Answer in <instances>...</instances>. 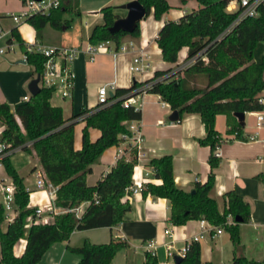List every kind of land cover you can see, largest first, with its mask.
<instances>
[{"label":"trees","instance_id":"1","mask_svg":"<svg viewBox=\"0 0 264 264\" xmlns=\"http://www.w3.org/2000/svg\"><path fill=\"white\" fill-rule=\"evenodd\" d=\"M25 0H21L23 3ZM147 14L153 9L156 19H160L170 8L167 0H138ZM185 1V0H183ZM199 7L186 12L178 20L166 21L160 28L156 42L164 61L176 64L178 53L187 47L186 60L192 63L184 68L168 67L156 70L154 75L142 82L133 80L127 88H118L110 98V103L94 109H81L77 114L64 118L62 109L51 104L52 90L40 86L35 95L14 106L0 103V122L3 126L0 137L11 148H20L34 156L47 183L56 187L54 203L60 208H73L86 202L82 216L73 212L60 213L53 221L45 224L25 226L27 216L34 213L28 207L29 194L22 177L11 161V155L2 159L8 177L16 187L14 204L17 214L5 230V212L0 205V264H45L44 253L56 242L68 241L74 231L101 227H113L121 223L131 210L129 197L132 195L133 168L137 163V150L130 149V158L117 159L114 166L94 185L89 186L86 177L91 166L109 147L124 141L122 134H128L126 122L140 120L141 111L133 106H123L130 95L148 92L158 94L167 102L171 110L184 113H198L206 134L199 139L202 145L210 147L208 157L210 172L206 182H195L190 191L179 188L173 178V163L170 155L152 158L147 166L159 183H146L143 196L153 195L167 198L170 202L169 221L183 225L191 219H204L212 225L222 226L233 246L231 264H264V260L248 259L240 252L239 224L250 220L249 204L234 190L223 194V210L210 196L215 182V169L220 163L216 155V145L222 138L215 128L217 115L225 116L226 133L236 139H243V127L234 113L251 112L262 109L257 94L264 88V56L259 62L253 60V52L258 43L264 42V5L258 7L253 17H245L233 22L239 10L228 11L231 0H195ZM66 11L80 15L78 0H61L57 8L48 14H33L26 21L33 27L37 38L42 37V29L50 25L56 30H64L70 21L62 16ZM102 23L94 25L88 41L96 44L110 40L117 48L120 40L128 33H110L109 27L120 16L116 7L106 5L100 9ZM11 35L21 42L17 28ZM139 35V24L134 32ZM23 50L25 47L22 45ZM25 62L33 66L34 73L40 74L44 57L38 53H27ZM149 85L146 88H142ZM84 116L85 126L81 134V147L75 149L74 126L76 118ZM96 128L100 135L91 140L89 129ZM240 218V222L235 221ZM231 219L232 222L228 223ZM26 239L21 256L13 253L14 245ZM123 240L111 239L106 243L83 244L71 251L78 254V264H110L118 251L127 247ZM145 264H157L156 257L145 253ZM179 264H212L201 259V245L192 242L185 257Z\"/></svg>","mask_w":264,"mask_h":264},{"label":"crops","instance_id":"2","mask_svg":"<svg viewBox=\"0 0 264 264\" xmlns=\"http://www.w3.org/2000/svg\"><path fill=\"white\" fill-rule=\"evenodd\" d=\"M18 1L22 7L21 0ZM128 1L130 0H122L119 4L114 5L116 9L120 10L116 11L120 17L126 14V10L120 8V5ZM167 2L170 8L160 19L154 17L153 9H151L139 21V35L137 37L127 34L121 38L120 43L131 41L134 45L133 50L113 52L116 47L114 44H110V51L98 52L93 57L83 51L78 53L73 63L75 80L72 96L63 99L54 94L50 100L52 105L62 109L65 119L77 114L81 109H94L97 91L102 85H113L115 90L127 88L133 80L142 82L151 78L156 70L176 67V65L180 68L190 62V60H186L187 47L180 49L177 63L170 64L163 60L157 45L156 37L163 24L169 20L176 21L188 12L185 9L172 8L169 0ZM184 2H191L192 10L199 7V4L192 3L190 0ZM105 3L107 2L104 1L100 7H104ZM100 9L88 13L93 14L96 19L101 18L102 20ZM13 12H0V40L5 38L7 42V46H0V103L6 102L11 107L21 103L23 96L29 97L31 95L28 84L31 79L36 77L33 66L24 60L22 45L24 46L27 41L32 39L45 46L65 45L85 48L89 43L90 30L96 25H89L85 22V34L80 27L56 31L53 29L54 31H47L52 32L49 34L50 39L47 38L48 33H45L47 42H43L44 33L42 38H37L35 30L28 22L25 24L15 22L8 24L6 21L11 19L9 14ZM62 17L64 18V16ZM14 27L17 28L21 42H18L11 35V30ZM140 47L148 54L150 67L143 73L135 74L130 71L129 66ZM263 56L264 48L261 51V59ZM261 59H256L253 52L254 61L259 62ZM141 98V118L137 121L141 139L133 174L135 172L144 185L148 182L159 183L160 181L154 177L153 171L147 166V163L152 158L170 155L173 163V178L179 188L190 191L195 182H206L210 172L208 157L211 150L209 146L199 142V139L206 134L200 115L198 113H184L179 120L171 121L169 115L172 110L169 105L161 106L158 94L143 92ZM247 116L252 115L248 112L245 113L242 130L245 138L243 139H236L228 135L225 116H216L215 128L222 140L218 144L217 156L220 158V163L215 169V182L210 191V196L216 200L220 211L223 210L222 196L229 190H234L249 204L250 220L239 224L240 252L248 259L262 261L264 259V250L261 248L262 245L264 247V179L262 177L264 171V130H259V138L247 140V135L256 131L255 126L246 124ZM84 126V115H81L76 118L74 126L73 145L75 149L81 147V134ZM2 129L3 126L0 122V132ZM99 135L98 129H89L91 140H95ZM127 145L128 142L111 146L101 154L99 160L92 164L91 173L86 177L89 186L94 185L115 165L116 154L119 149L124 150L122 156L130 158ZM0 166L4 169L3 165ZM14 167L22 177L26 189H36V172L41 169L39 163L31 167L30 175L24 176L15 165ZM34 174L35 180L32 184L31 176ZM0 179L7 181L10 178L5 172V177L0 176ZM39 199L40 192L37 191L34 200L29 203V207H32L36 201L41 202ZM42 201L44 202V199ZM129 201L131 210L121 223L111 228L101 227L74 231L68 241L52 244L44 253L42 262L45 264H78L80 257L70 248L81 246L85 240L92 243H106L113 238L123 240L128 245L115 254L110 264H145L146 251L144 245L150 240L158 244L157 264H175L174 260L165 256L163 243L171 237L165 234V229H171L172 237L176 240V246H181L190 236L201 232V219H191L179 226L173 225L169 221L170 202L167 198L153 195L143 196L141 191H137L132 192ZM78 206V217H80L85 211L87 203ZM4 222L6 224L3 230L9 223L8 220ZM199 243L203 261L221 264L220 258L223 256L227 263L231 264L233 246L230 235L225 229L212 237L210 234L204 233ZM25 244L26 239L21 238L14 245L13 253L16 256H21Z\"/></svg>","mask_w":264,"mask_h":264},{"label":"built area","instance_id":"3","mask_svg":"<svg viewBox=\"0 0 264 264\" xmlns=\"http://www.w3.org/2000/svg\"><path fill=\"white\" fill-rule=\"evenodd\" d=\"M61 0H25L22 3V10L19 12H13L9 14V17L15 22L20 23L22 20H26L30 15L33 14H48L51 9H55L59 6ZM264 5V0H231L226 9L228 11L239 10V14L233 25L241 21L245 17H253L258 13V7ZM1 33V30H0ZM110 44H114L110 40L100 41L96 44L88 43L84 48L78 46H45L36 43L34 40L30 39L24 44V60L26 59L27 53H38L44 57V62L42 66V71L39 74V86H44L52 90V95L56 94L61 98H70L74 89L75 72L73 68L74 60L76 59L79 52L83 51L88 53L93 57L96 53L101 51H110ZM130 49H134L133 43L130 41L128 43H120V45L113 50V52H124ZM1 51V50H0ZM192 63V59L189 63L184 65H189ZM150 67L148 62V54L143 51V48L138 49V53L133 56L132 62L129 69L132 73H143L147 71ZM149 85H145L142 88H146ZM115 94V89L113 85H102L97 91V101L95 107H102L110 103V98ZM142 93L128 96L123 101V106H133L136 110L141 108L142 105ZM29 99L28 96L22 97V102ZM161 106L165 107L169 104L163 101L161 98ZM257 101L262 105L261 110L248 112L254 117V126L256 131L252 134L247 135V140H255L259 138V130H264V88L257 94ZM246 113V112H245ZM85 116V115H84ZM126 128L128 134H122L121 137L124 139L122 143L128 142V151L132 147L136 148L138 157V148L141 139V133L139 126L137 125V120H130L126 122ZM1 134V132H0ZM245 138V135H243ZM121 144V143H120ZM119 144V145H120ZM118 146V145H117ZM20 148H11L5 140L0 137V165H2V159L5 156L11 155L16 150ZM218 145H216V155H217ZM124 150L119 149L116 157L117 159L122 157ZM36 189L29 190V203H31L35 198V193L40 192V201L31 207L34 208V213L27 216L25 226L28 228L32 224H45L53 221L54 216L60 213L73 212L76 217L79 216V206L73 208H60L54 203L56 187L52 184L46 182L44 174L41 169L36 172ZM264 179V171L262 173ZM144 184L141 178L137 177L135 172L132 174V184L130 189L132 192L141 191ZM0 192L2 194V201L0 205L3 206L5 212V220L8 222L12 221L17 214V210L14 204L16 187L11 179L5 181L0 179ZM44 199V202L42 201ZM28 203V207H29ZM86 203V202H83ZM82 204V203H81ZM80 204V205H81ZM232 220L229 219L228 223ZM201 232L190 236L181 246H176V240L172 237L171 229H165V234L171 236L169 240L163 243L165 256L168 259L174 260L176 256L181 258L185 257L187 250L192 242H199L203 238L204 233L214 236L220 234L223 230L222 226H216L210 224L208 221L201 219ZM158 244L150 240L144 245L146 253L151 256H157ZM264 250V247H263Z\"/></svg>","mask_w":264,"mask_h":264},{"label":"rangeland","instance_id":"4","mask_svg":"<svg viewBox=\"0 0 264 264\" xmlns=\"http://www.w3.org/2000/svg\"><path fill=\"white\" fill-rule=\"evenodd\" d=\"M79 1V9H80V15H76L75 13H72L70 11H66L63 16L64 19L69 20L70 21V26L68 28H66V30L71 29L72 27H80L81 30H83V34H85L86 32V28H85V22H87L89 25L90 24H97V23H101L102 20L101 18L96 19L93 14H89V11H93V10H99L101 7V4L106 1L107 3H105V5H117L119 4L120 1L122 0H78ZM192 1V3H197L195 0H190ZM172 8L175 9H185L188 12L192 11V5L189 3H185L183 0H169ZM198 4V3H197ZM103 5V6H105ZM22 7L21 4L18 0H0V12H11V11H21ZM119 9H116V11H118ZM120 11V10H119ZM119 13V12H118ZM7 14V13H6ZM9 14V13H8ZM8 24L13 23L14 21L12 19H10L9 21H6ZM96 22V23H94ZM27 23L26 20H22L19 24H25ZM52 28L50 25H46L43 29H42V35L44 33V37L43 42H47L46 41V37H45V33H48V37L50 39L51 36H49V34H51L52 32H47V31H56V29ZM3 38V37H2ZM15 44V43H14ZM0 46L4 47L7 46V42L6 39H1L0 40ZM1 48V47H0ZM264 48V42H260L255 50H254V57L256 59H261V51ZM251 124L254 126V117L252 116H247L246 117V124ZM11 160L12 163L18 168L19 172L24 176V175H30L31 173V167L34 164H38L37 159L32 156L29 155L28 153H26L23 150H17L16 152H14L11 155ZM0 176L5 177V172L4 169L0 166ZM32 178V184L35 180V174L33 176H31ZM2 201V194L0 192V202ZM6 222H4L1 225V230H3V228L5 227ZM261 248H263V245L261 246ZM263 253V252H262ZM222 261V263L224 264H228L226 259L222 256V258H220ZM264 260V259H263ZM221 263V264H222Z\"/></svg>","mask_w":264,"mask_h":264},{"label":"water","instance_id":"5","mask_svg":"<svg viewBox=\"0 0 264 264\" xmlns=\"http://www.w3.org/2000/svg\"><path fill=\"white\" fill-rule=\"evenodd\" d=\"M120 8L126 10V14L117 18L109 27V32L114 34L118 32L132 33L137 28L139 21L146 16L147 12L145 7L138 0H130L120 5ZM40 89L39 74L36 75L28 84V90L31 95H35ZM237 120L243 125L245 120V112L234 113ZM180 118L178 110H172L169 115L171 121H177ZM236 222H240L239 217H235ZM182 261L180 256L174 258L175 264Z\"/></svg>","mask_w":264,"mask_h":264}]
</instances>
